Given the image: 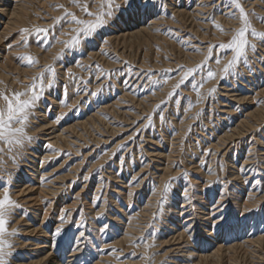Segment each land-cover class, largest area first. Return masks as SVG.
Segmentation results:
<instances>
[{
	"label": "rangeland",
	"instance_id": "obj_1",
	"mask_svg": "<svg viewBox=\"0 0 264 264\" xmlns=\"http://www.w3.org/2000/svg\"><path fill=\"white\" fill-rule=\"evenodd\" d=\"M97 1L96 4L89 3L90 10H96L99 0ZM164 1L157 0V3L166 4L165 13L164 9L160 10L159 17L162 19L163 16L162 20H154L159 22L152 24L154 22L152 18L157 17H143L139 22L140 26L149 25V27H152L150 32L154 35L157 34L158 40L151 38L146 41H142L141 38L124 41L122 38L115 39L114 37L119 35L118 33L122 34L121 31L124 26L122 24L125 21L136 19L132 18L136 16L132 12L121 11L116 13V19L96 37L95 42L85 47L82 58L67 55L62 62L55 65L59 80L57 85L46 94L35 109L28 134L35 136L37 141L36 144L33 141L25 146L23 149L24 155L22 154L24 158H18V163L17 160L13 162L12 156L14 153L7 151V144H0V147L4 149L0 154L3 153L5 155H2L4 158L0 155V161L2 162H0V166L6 170L0 167V176L6 177L8 172L13 173L12 171H15L16 165L20 168L21 171L18 173L21 174V177L16 173L18 175V183H13L12 192L13 198L26 210V215H21L17 211L13 217L14 222L11 226L19 228L20 231L19 236L14 240L16 248L11 264H28L37 255L39 257L47 254L45 252L51 248V253L53 252V254L49 255L46 264H53L52 257L56 259L61 257V264H145L144 260L133 258L129 255L136 253V256L139 257L144 253V248L139 246V244L143 243L140 240L141 237H145V240L149 243H155V247L149 250L150 256L152 253H158L152 257V264H264V191H262L264 190V121L255 122L252 130L250 129L247 132L243 130V135L239 134V136H233L230 139L226 135V133L232 134L234 127L238 126L247 111L253 110L257 106L264 108V102L257 103V99L264 101V94H257L259 92L258 88L254 90L253 87L244 86L248 83L249 76L252 74V66L256 67V62L260 63L264 60V52L262 54L264 43L257 40L252 41L255 44L257 43V50L255 53L251 50L248 51L251 65L240 64V68L238 67L237 69V75L205 83L204 88L200 89L201 94L204 95L202 102L196 103L197 95L191 85L198 83L201 76L204 75L203 73L198 74L194 80H190L182 86L178 90L179 95L174 96L172 100H168V93L172 91L173 85L179 78L177 66L194 67L195 64L203 59L200 53L192 51L190 46L178 43L177 39L181 37L184 41H188L189 37H192L193 39L190 43L199 45L201 50L205 48L204 51H206V47L210 42L211 44L227 42L232 31L239 26V22L226 15L229 9L221 0H216L217 5H219L218 9L201 6L205 3L209 4L211 0H166L168 4ZM181 1L183 2L181 3ZM253 1L246 0L244 7L246 10L254 11L257 16L263 17L264 3L261 0ZM36 2L37 5L35 4ZM117 2L121 5L123 4V0H117ZM256 2L258 3L255 5ZM58 4L64 5L65 8L74 12L78 17L86 18L79 8L71 4V0L33 1V6H30V17L27 18L23 26L17 27L7 37L8 44L6 43L4 48V51L8 50V52L12 51H9V45H11V48H16L13 56L14 64L18 68H26L25 70L28 72L21 75L16 73L15 70L11 71L13 73L10 77L11 81L15 79V82L22 83L11 85L9 90H24V85L30 83L31 78L43 66L52 63L53 57L60 51L62 45L58 43L48 48L47 51L44 50L48 43L51 42V35L48 41H44L42 37L35 34L32 35L29 38V47L26 50H23L25 48L17 44V41L20 40V38H17L20 35V29L32 28L33 26L45 27L53 23L54 17L61 16L63 9L53 7V5ZM37 8L38 10H36ZM176 9H184L187 12L183 16L178 15ZM256 9H259L260 13ZM209 13L213 14L215 19L217 18L216 21L224 29L223 32L214 28L210 22H205V18ZM168 14H171V16L176 15L174 16L175 19L169 18ZM221 15L224 16L221 17ZM185 17H189V19H185ZM144 18L146 19L143 20ZM169 20L172 22L170 21V23ZM255 20L257 19L252 17V21ZM257 21L259 25L263 24L262 26L264 27V23ZM173 22L177 24L174 25ZM231 23H234L235 28ZM155 25L159 26V31H157L158 28L154 27ZM1 27L2 24L0 25ZM72 27H75V25L65 24L63 31L69 32ZM193 28H197L195 29L196 32ZM165 29H172L173 34L171 36L164 35L162 32ZM256 30L258 31V28ZM60 31L59 26H57L52 35L58 36L61 40L67 39L68 36H61ZM198 32L200 33L197 34ZM212 33H215V35ZM202 34L205 35V38L202 37ZM102 38L108 39L107 44H101ZM163 38H166L165 43H163ZM172 40L173 42H171ZM99 48H103L104 52L111 56L119 57V63L114 62L110 55L102 54ZM186 51L189 53H185ZM24 52L35 56L39 61L38 65L35 67L24 66L23 61L17 58L18 54ZM215 53L220 54V50L216 48ZM190 54L192 55L190 56ZM230 54L228 52L227 55H221V59L226 62V58L229 59ZM224 56L226 58H222ZM77 60L83 65H99L100 68L108 72L113 69H122L123 71L114 79L109 80L107 77H101V79L97 80L96 76L98 73L95 69L86 70L77 67ZM166 61L167 64L164 63ZM252 61L255 62L253 63ZM124 62H127V64ZM212 63L214 64L212 66L217 67L214 63V58L210 61V67H212ZM139 66L141 69L138 68ZM248 66L250 67L248 68ZM262 66H264V62ZM215 67L212 68L215 69ZM169 68L174 71L172 73L161 71ZM148 69H152L156 73L157 78L170 77L168 83L164 84L163 87L145 86L147 85ZM68 71L74 73L76 77L88 81L87 85L81 83L80 80H71L67 75ZM138 73L139 75H137ZM124 81H128V83L125 84ZM0 82H2L1 79ZM223 85H226V87ZM65 86L67 88V103L80 105L79 107H75L72 110L63 107L62 96L64 95ZM101 86L103 90L97 96L90 94ZM77 87L84 88L85 91L76 94ZM212 87H216L218 90L209 98L206 93ZM246 90L248 95L245 94ZM86 92L88 93L87 95L85 94ZM221 93L222 95H220ZM233 95L247 97L252 104L250 102L247 103L243 99L238 101L240 103L237 105L238 102L233 99ZM177 99L180 100L178 106L174 103ZM189 99L195 105L191 109H188ZM161 101H168L163 106L165 109V122L161 123L157 113L154 118V127L139 131V134H137V125L145 123L144 117L152 114ZM223 105H226V107ZM236 106L240 107L237 109ZM223 107L226 109L224 110ZM242 109L244 111L241 112L240 110ZM59 112L67 113V115L59 123H55L54 121L57 115L60 114ZM198 112L202 113L199 117L196 115ZM40 115H44V118ZM229 117L230 120L228 121ZM85 120L86 122H84ZM48 122H52L53 125L50 124L44 128L39 127V124H47ZM178 123L180 124L178 125ZM229 126L231 129L228 128ZM229 129L232 131H229ZM60 133L64 137L66 135V141L68 140L67 142L69 143L64 141L65 139ZM48 134H50V137ZM37 135L38 137H36ZM130 136L132 139H129ZM257 137L260 138L258 139ZM45 138H51L53 141L57 138L58 142L63 144L59 146L51 139L45 140ZM48 141H51V144ZM120 143L126 146L116 151V145ZM48 144L51 145V148L48 147ZM114 151L115 155H112ZM209 152L212 154L209 155ZM47 155L50 156L48 157ZM31 157L34 160L36 159L39 165L41 164V168L39 167L40 169L32 175L29 174L31 173L30 171L28 172L29 168H31L28 164L32 162ZM3 159L6 160L3 161ZM22 160L25 162L24 164H20V162L23 163ZM201 162H204L206 167H201ZM175 163H179L180 167H174ZM100 165H104V167L97 172L96 169ZM220 165H223V168ZM207 168H211L220 178V183H214L211 188H206V182L209 179L215 180V177L208 174ZM185 170L191 174L189 180L186 181L183 178H179L173 183L172 191L168 195L167 202L163 208V215L161 216L159 214L158 201L161 199L164 183L169 177H180V174ZM89 174H91L90 179L84 181L83 176ZM22 175L26 177H22ZM31 176L32 182L37 180L35 187H40V190L37 188L32 191L28 190L26 185L32 183L30 181ZM37 177L40 178L36 179ZM136 177H143L139 182V186H136ZM57 178H59V181ZM47 181L50 183V188ZM153 181L155 182V192L153 191ZM189 181L195 187V191L190 193L193 197L191 204L188 201L185 202V197L182 194V190ZM21 184L23 187H21ZM224 184L228 185L227 189ZM129 193H132V195H129ZM225 193L226 195H224ZM213 201L218 203L222 201L224 205L222 216L220 213H216V217H213ZM246 209H249V211H246ZM39 210L43 211L42 213L44 214L41 213V216L33 218L32 215L38 213ZM65 211L68 213L67 219L70 223L63 225L64 234L56 236V229L61 227L59 217ZM154 214L156 215L155 221H153ZM81 216H83L84 220L83 225L80 223ZM41 217H45V219ZM174 219L177 221L181 220L177 223L179 226L174 225ZM153 223L154 228H149L148 225ZM104 224H108L111 227L102 232L100 228ZM186 226L191 230V236L194 239H190V233L186 230ZM232 226L233 228H231ZM39 227H43L46 231L47 240L38 237L40 235L38 231L35 232L37 236L32 235L30 232L34 228L39 230ZM80 232L85 234L84 237H80ZM150 232L154 233V236H146ZM51 236H55L58 239L54 247H50L52 242L48 241ZM34 238L38 241L40 239L42 241L46 240L45 247L37 248L36 251L28 250L34 247L33 245H27L31 244ZM205 238H209V240H205ZM133 240L139 242L137 247L132 246ZM112 249L117 251H112ZM218 249L219 251L215 256H209L205 259L204 255L213 254ZM118 257L120 258L118 259Z\"/></svg>",
	"mask_w": 264,
	"mask_h": 264
},
{
	"label": "snow or ice",
	"instance_id": "obj_2",
	"mask_svg": "<svg viewBox=\"0 0 264 264\" xmlns=\"http://www.w3.org/2000/svg\"><path fill=\"white\" fill-rule=\"evenodd\" d=\"M221 2L229 9L226 15L234 20L239 22V26L232 31L230 39L227 42H219L218 44L207 45L206 51H202L201 47L196 44H191L190 41L193 39L189 37L188 41H184L182 38H178L177 42L185 46H190L192 51L200 53L203 56L201 62L195 64L194 67H186L184 65H178V75L179 78L177 82L173 85L172 91L168 93V100H172L174 96L179 95V91L182 86H184L190 80H194L198 74L203 73L201 79L198 83H193L191 85L192 89L196 92L197 101L200 103L204 99V95L201 94L200 89L204 88L205 83L211 80H223L237 75V69L241 63L244 65L249 64L248 51L251 50L253 53L256 52L257 46L253 43V40L260 41L264 43V31H257L253 26L252 17H255L261 23H264V17L257 16L254 11L246 10L244 3L246 0H221ZM264 3V0H261ZM89 3L96 4L97 0H71V4L80 9L83 13V16L86 18L78 17L74 12L65 8L64 5L58 4L53 5L55 8L63 9V14L53 18V23L45 27L33 26L32 28H22L20 29V40L17 41L18 46L27 49L29 47V38L32 35H37L42 37L44 41L49 40L51 35V42L48 43L45 51L48 48L54 46V44H61L62 47L60 51L53 57V62L43 66V68L37 72L30 80V83L24 85V90H9L8 88H0V142H3L8 145L7 151L9 153H14L12 156L13 162H15L23 154V149L26 145L31 144L36 138L28 134V129L31 127V119L34 117L35 109L37 108L39 102L50 92L58 83L59 76L56 70V64L62 62V60L67 55H72L73 57H81L84 54V49L87 46L92 45L95 42L96 37L103 32L109 24L116 19V13L121 11H130L136 16H143L146 18L159 17L160 10H166V4L157 3V0H123V4L117 2V0H99V3L95 11L90 10ZM202 7H212L217 8L216 0H211L209 4H202ZM169 18L175 19L174 16L168 14ZM205 22H210L214 28L224 31L222 26L216 21L215 16L211 13L205 18ZM65 24L75 25L72 27L69 32L63 31V26ZM57 26L60 28L61 36H68L67 39H59L58 36L52 35V33L57 29ZM159 31V29H158ZM164 35L171 36L173 34L172 29H165L163 32ZM251 38V39H250ZM22 42V43H21ZM101 44H107L106 39H101ZM11 47V45H9ZM218 48L220 54H216L214 57V50ZM102 54L108 53L104 52L103 48H99ZM230 52L231 57L226 60L221 59V55ZM114 62L119 63V57L111 56ZM214 58L216 68L213 69L209 66L210 61ZM18 59L23 61L24 66L35 67L38 65L39 61L37 58L27 52L18 54ZM127 64V62H124ZM76 66L84 69L94 68L98 73L96 79L99 80L101 77H107L109 80L114 79L119 75L123 70L122 69H113L111 72H108L99 67V65H83L76 61ZM144 71V70H141ZM166 73H172L174 70L169 68L166 70H161ZM68 77L73 80H80L81 83L87 85L88 81L78 78L74 73L68 71ZM139 75V73L137 74ZM170 77L164 76L157 78L156 73L152 69L147 70V85L163 87L164 84L168 83ZM125 84L128 81H124ZM103 87H98L95 91L91 92L92 96H97ZM85 91L84 88L77 87L76 94ZM217 91L216 87H212L207 90V97H212ZM88 94L87 92L85 93ZM67 88L65 86L64 95L62 96L63 107L69 108L70 110L80 105H70L66 100ZM188 99V98H186ZM168 101H161L159 105L153 110V113L144 117L146 120L145 123H140L137 125V134L139 131L154 127V118L156 114H159V119L163 124L165 122L164 116V105ZM264 101L257 100V103H262ZM174 103L178 106L180 100L177 99ZM195 105L190 101L188 103V109H191ZM237 109L239 106H236ZM202 113H197L199 117ZM67 113H60L55 119V123H59ZM129 139H132L130 136ZM126 145L123 143L116 145V151L123 149ZM51 148V145L48 146ZM4 149L0 148V152H3ZM55 151V149H53ZM209 155L212 153L209 152ZM70 155V154H69ZM115 155V151L112 153ZM104 165H100L96 171L99 172L102 170ZM174 167L179 168L180 164L175 163ZM201 167H206L204 162H201ZM223 168V165H220ZM208 174L212 177H215V180L209 179L206 182V188H211L214 183H220L219 176L211 169H206ZM243 171V169H242ZM90 175L83 176V180L87 181L90 179ZM190 173L186 170L180 174V177H169L168 180L164 183L163 189L161 192V199L158 201L159 214L163 215V208L167 202L169 193H171L173 188V183L179 179L183 178L184 180H189ZM143 177H136V186H139L140 180ZM14 183V177L11 173H8L7 176H0V264H11V260L14 255L16 245L14 243L15 238L19 236V228L12 227L13 217L16 212L19 211L21 215H26V210L23 209L22 205L13 198L12 185ZM153 191L155 192V182L153 181ZM224 187L227 189L228 185L224 184ZM195 191V187L190 183L186 184L182 190V194L189 204L192 203L193 197L190 195L191 192ZM264 191V190H262ZM219 194V193H218ZM132 195V193H129ZM226 195V193L224 194ZM213 217H216V213L223 215L222 209L224 207L222 201L216 202L213 201ZM249 211V209H246ZM68 213L62 212L59 219L61 222V227L56 229L55 235L61 236L65 233L63 225L69 224L67 219ZM99 218V214H98ZM156 215H153V221H155ZM81 225H83L84 220L81 216ZM111 226L104 224L101 226L100 231H106ZM149 228H154V223L148 225ZM186 230L190 233V239H194L191 236V230L186 226ZM80 237H84V233H79ZM146 236H154V233H147ZM143 241L142 246L144 248V253L139 257L136 256V253H131L133 258H138L145 261V264H152V257L158 253H152L149 255V250L155 247V243H149L145 240V237L140 238ZM138 241L133 240L132 246L137 247ZM112 251H117L112 249ZM120 257H118L119 259Z\"/></svg>",
	"mask_w": 264,
	"mask_h": 264
},
{
	"label": "bare ground",
	"instance_id": "obj_3",
	"mask_svg": "<svg viewBox=\"0 0 264 264\" xmlns=\"http://www.w3.org/2000/svg\"><path fill=\"white\" fill-rule=\"evenodd\" d=\"M32 1V2H31ZM33 1L35 2V0H14V1H12L11 2V0H0V23L2 24V27L0 28V79H1V81L2 82H0V87L1 88H8V89H10L11 88V85H17V84H19L20 82H15V79H13L12 81H11V76H12V72L11 71H16V73H18V74H21V75H23L24 73H28L24 68L22 69L21 67H17V66H15V64H14V59H13V56H14V53H15V49L16 48H14V47H9V51L10 50H12V51H10V52H8V50H5L4 51V48L6 47L5 45H6V43L8 44V40H7V37L17 28V27H19V26H23L25 23H26V21H27V18H29L30 17V6H33ZM159 1V0H158ZM170 1V0H169ZM202 1V0H201ZM255 1V0H254ZM253 1V2H254ZM260 1V0H259ZM38 2V1H37ZM37 2L35 3L36 5H37ZM98 2V1H97ZM164 2H166L167 3V1L165 0ZM183 1H181V3H182ZM196 2V1H195ZM162 3V2H161ZM177 3V2H176ZM198 3V2H197ZM203 3V2H202ZM205 3V2H204ZM258 2H256L255 3V5L257 4ZM30 4H32V5H30ZM39 4V3H38ZM168 4V3H167ZM178 4V3H177ZM206 4V3H205ZM219 4V3H218ZM221 4V3H220ZM253 4V3H252ZM251 4V5H252ZM261 4V3H260ZM41 5V4H40ZM186 5V4H185ZM221 6V5H220ZM253 6V5H252ZM252 6H251V8H252ZM262 6V5H261ZM34 7H36V6H34ZM173 7V6H172ZM171 7V8H172ZM175 7V6H174ZM177 7V6H176ZM187 7V6H186ZM191 7V6H190ZM201 7V6H200ZM264 7V6H263ZM40 8V7H39ZM180 8V7H179ZM197 8V7H196ZM202 8V7H201ZM257 8H258V5H257ZM261 8V7H260ZM218 9V8H217ZM250 9V8H249ZM253 9H254V7H253ZM252 9V10H253ZM263 9V8H262ZM262 9H261V11H262ZM35 10V9H34ZM36 10H38V8L36 9ZM51 10V9H50ZM172 10H173V8H172ZM216 10V9H215ZM255 10V9H254ZM165 9H164V13H165ZM168 11V10H167ZM175 11V10H174ZM173 11V12H174ZM194 11H196L195 9H194ZM251 11V10H250ZM256 11L258 12V13H260V10L258 9H256ZM172 12V11H171ZM186 12H187V10L185 11L184 9L182 10V9H176V13L178 14V15H182L183 16V14H186ZM197 12V11H196ZM33 13H35L34 11H33ZM162 13V12H161ZM32 14V13H31ZM175 14V13H174ZM215 14H216V12H215ZM219 14V13H218ZM217 14V15H218ZM127 15H130V14H127ZM188 15V14H187ZM197 15V14H196ZM257 15V14H256ZM262 15V14H261ZM168 16V15H167ZM174 16H176V15H174ZM224 16V15H223ZM222 15H221V17H223ZM259 16V15H258ZM263 16V15H262ZM131 17V16H130ZM264 17V16H263ZM132 18H136V19H130L129 21H125V23H123L122 25H124L123 26V29H122V31H121V33L122 34H120V33H118L119 35H117V36H115L114 38L115 39H120V38H122L123 39V41L124 40H131V39H139V38H141V40L142 41H146L148 38H151V39H155V40H158V35L156 36V35H154V34H152L150 31H151V28L152 27H149V25L148 26H140L141 24L139 23L141 20H142V18H143V16H135V17H132ZM168 18V17H167ZM184 18V17H183ZM188 19H189V17H187ZM186 17H185V19H187ZM202 18V17H201ZM146 18H144L143 20H145ZM158 19H160V20H162L163 19V16H162V19L159 17H157V18H152V20L154 21V20H158ZM217 19V18H216ZM254 19V18H253ZM29 20V19H28ZM148 20V19H147ZM167 20V19H166ZM178 20V19H177ZM219 20H221V19H219ZM171 20H169V22H170ZM186 21V20H185ZM192 21V20H191ZM197 21V20H196ZM223 21H225V20H223ZM229 21H231L230 19H229ZM257 20H255V21H253V26L257 29L258 28V31H260V30H264V27L260 24H258V21L256 22ZM147 22V21H146ZM159 22V21H158ZM158 22H152V24H157ZM168 22V21H167ZM172 22V21H171ZM170 22V23H171ZM199 22V21H198ZM226 22H227V20H226ZM232 22V21H231ZM163 23V22H162ZM161 23V24H162ZM174 23V22H173ZM172 23V24H173ZM179 23V22H178ZM190 23V22H189ZM202 23V22H201ZM223 23V22H222ZM235 23V22H234ZM234 23L232 24V25H234ZM260 23V22H259ZM0 24V25H1ZM149 24V23H148ZM150 24H151V21H150ZM166 24V23H165ZM177 24V23H176ZM175 23H174V25H176ZM188 24V23H187ZM194 24V23H193ZM227 24V23H226ZM230 24V23H229ZM160 25V24H159ZM167 25V24H166ZM170 25V24H169ZM203 25V24H202ZM228 25V24H227ZM229 26V25H228ZM154 27H156V29L158 28L159 29V26L157 27L156 25L154 26ZM168 27V26H167ZM174 27V26H173ZM210 27V26H209ZM230 27H232V26H230ZM236 27H237V25H236ZM166 28V27H165ZM170 28V27H169ZM177 28V27H176ZM205 28V27H204ZM211 28V27H210ZM229 28V27H228ZM234 28H235V25H234ZM163 29V28H162ZM191 29V28H190ZM194 30L195 29H197V28H193ZM260 29V30H259ZM111 30H112V28H111ZM118 30V29H117ZM160 30V29H159ZM113 31V30H112ZM114 31H116V30H114ZM158 31V30H157ZM198 31V30H197ZM203 31V30H202ZM164 32V31H163ZM162 32V33H163ZM195 32H196V30H195ZM212 32H213V30H212ZM15 33V32H14ZM113 33V32H112ZM154 33H156V32H154ZM200 32H198L197 34H199ZM208 33V32H207ZM216 33V32H215ZM215 33L213 34V35H215ZM114 34V33H113ZM159 34V33H158ZM161 34V33H160ZM218 34H220V33H218ZM116 35V34H115ZM212 35V36H213ZM17 36V35H16ZM15 36V37H16ZM20 35H18V37L17 38H20L19 37ZM114 36V35H113ZM160 36V35H159ZM162 36V35H161ZM168 36V35H167ZM201 36V35H200ZM205 35L204 34H202V37L203 38H205L204 37ZM209 36V35H208ZM207 36V37H208ZM231 36V35H230ZM108 37V36H107ZM199 37V36H198ZM215 37V36H214ZM221 37V36H220ZM106 38V37H105ZM109 38V37H108ZM111 38V37H110ZM114 38H112V39H114ZM181 38V37H180ZM200 38V37H199ZM202 38V39H203ZM211 38V37H210ZM216 38V37H215ZM219 38V37H218ZM217 38V39H218ZM164 39V38H163ZM166 39V38H165ZM165 39H164V42L163 43H165ZM212 39V38H211ZM222 39V38H221ZM108 40V39H107ZM208 40H209V38H208ZM220 40V39H219ZM111 41H113V40H111ZM162 41V40H161ZM210 41V40H209ZM221 41V40H220ZM255 41V40H254ZM139 42V41H138ZM171 42H173V40L171 41ZM11 43V42H10ZM148 43H150V42H148ZM155 43V42H154ZM153 43V44H154ZM211 43V42H210ZM143 44V43H142ZM158 44V43H157ZM257 44V43H256ZM261 44V43H260ZM201 45V44H200ZM159 46V45H158ZM165 46V45H164ZM154 47H155V45H154ZM20 48V47H19ZM57 48V47H56ZM158 48H160V47H158ZM207 48V47H206ZM58 49V48H57ZM163 49V48H162ZM171 49V48H170ZM203 49V48H202ZM23 50H26V49H23ZM53 50H54V48H53ZM156 50V49H155ZM165 50V49H164ZM204 50H205V48H204ZM204 50H202V51H204ZM261 50V49H260ZM21 51H22V49H21ZM57 51V50H56ZM6 52H8V53H6ZM53 52V51H52ZM263 52H264V49H262V54H263ZM55 53V52H54ZM145 53V52H144ZM185 53H187V51L185 52ZM189 53V52H188ZM187 53V54H188ZM191 53H192V51H191ZM214 53H215V50H214ZM187 54H186V56H187ZM216 54V53H215ZM228 53H226V55H227ZM100 55V54H99ZM169 55V54H168ZM192 54H190V56H191ZM194 55V54H193ZM201 56V55H200ZM252 56V55H251ZM50 57H52V56H50ZM170 57V56H169ZM198 57V56H197ZM202 57V56H201ZM200 57V58H201ZM228 57V56H227ZM230 57H231V54H230ZM253 57V56H252ZM252 57H251V59H252ZM18 58V57H17ZM16 58V59H17ZM189 58H191V57H189ZM222 58H226L225 56L224 57H222ZM195 59V58H194ZM193 59V60H194ZM196 59H198V58H196ZM263 59H264V55H263ZM262 59V60H263ZM140 60V59H139ZM226 60H227V58H226ZM192 61V60H191ZM225 61V60H224ZM189 62H190V60H189ZM253 62V61H252ZM255 62V61H254ZM253 62V63H254ZM263 62H264V60H263ZM263 62H260V63H262V64H260L259 62H256V67L253 65L252 66V74L249 76V81H248V83H246L244 86H250V87H253L254 88V90H257V88H258V90H259V92H257V94L258 93H260V94H264V66H262L263 65ZM164 63H166L167 64V61L166 62H164ZM215 63V62H214ZM44 64V63H43ZM242 64V63H241ZM250 64V63H249ZM210 65V64H209ZM212 65H214L213 63L211 64V66ZM251 65V64H250ZM22 66V65H21ZM212 67H215V66H212ZM245 67V66H244ZM250 66H248V68H249ZM21 68V69H20ZM138 68H140L141 69V67L139 66ZM216 68V67H215ZM240 68V67H239ZM247 68V69H248ZM243 69V68H242ZM36 70V69H35ZM241 70V69H240ZM244 71V70H243ZM249 71V70H248ZM245 72V71H244ZM16 73H15V75H16ZM141 73V72H140ZM17 74V75H18ZM241 74V73H240ZM247 74V73H246ZM19 77V76H18ZM22 77V76H21ZM237 77V76H236ZM240 77H242V76H240ZM20 78V77H19ZM24 78V77H23ZM26 78V77H25ZM236 79H238V78H236ZM244 79V78H243ZM246 79V78H245ZM228 81H229V79H228ZM246 81V80H245ZM221 82V81H220ZM233 82V81H232ZM231 82V83H232ZM243 82V81H242ZM22 83V82H21ZM20 83V84H21ZM235 83V82H234ZM237 83V82H236ZM245 83V82H244ZM263 83V84H262ZM229 84V83H228ZM233 84V83H232ZM7 85V86H6ZM243 85H241V86H243ZM224 86V85H223ZM222 86V87H223ZM229 86V85H228ZM239 86H240V84H239ZM243 86V87H244ZM221 87V88H222ZM224 87H226V85L224 86ZM262 87V88H261ZM17 88V87H16ZM22 89V88H21ZM229 89V88H228ZM218 90V89H217ZM243 90V89H242ZM220 91V90H219ZM239 91H240V89H239ZM239 93H241V92H239ZM244 94V93H243ZM245 94H247L248 95V92H247V90H246V92H245ZM253 94V93H252ZM220 95H222V93L220 94ZM232 95V94H231ZM236 95H238V94H236ZM242 95V94H241ZM240 95V96H241ZM256 95V94H255ZM244 96H246V95H244ZM250 96V95H249ZM260 96V95H259ZM150 97V96H149ZM153 97V96H152ZM221 98H222V96H220ZM233 97V99H235L237 102L238 101H241V100H245L247 103L248 102H250V100L249 99H247V97H239V96H235V95H233L232 96ZM257 97V96H256ZM261 97V96H260ZM262 98V97H261ZM77 99V98H76ZM75 99V100H76ZM225 99V98H224ZM257 99V98H256ZM255 99V100H256ZM221 100V99H220ZM227 100V99H226ZM254 100V99H253ZM258 100V99H257ZM233 101V100H232ZM220 102V101H219ZM225 103H226V101H224ZM229 102V101H228ZM245 102V103H246ZM151 103V102H150ZM239 103L240 102H238V104L237 105H239ZM251 104H252V102H250ZM249 103V104H250ZM234 104H235V102H234ZM233 104V105H234ZM260 104V103H259ZM232 105V104H231ZM224 106V105H223ZM263 106V105H262ZM61 107V106H60ZM153 107V106H152ZM224 107H226V105L224 106ZM223 107V108H224ZM229 107H231V106H229ZM240 107V106H239ZM63 108V107H62ZM65 108V107H64ZM232 108V107H231ZM226 108H224V110H225ZM228 109H230V108H228ZM227 109V110H228ZM246 109H248V108H246ZM111 110V109H110ZM224 110H223V112H224ZM139 111V110H138ZM221 111H222V109H221ZM239 111V110H238ZM241 112L242 111H244L243 109L242 110H240ZM47 112V111H46ZM60 113V112H59ZM62 113V112H61ZM220 113H222V112H220ZM228 113H229V111H228ZM224 114V113H223ZM222 114V115H223ZM231 114V113H230ZM234 115H235V113H233ZM98 115V114H97ZM40 116H42V118H44V115H40ZM94 116V115H93ZM213 116V115H212ZM226 116H227V113H226ZM229 116H231V115H229ZM233 116V115H232ZM239 116V115H238ZM46 118V117H45ZM93 118V117H92ZM100 118V117H99ZM234 118V117H233ZM232 118V119H233ZM221 119H222V117H221ZM227 119V118H226ZM235 119V118H234ZM240 119V118H239ZM242 119V118H241ZM89 120V119H88ZM100 120V119H99ZM128 120V119H127ZM224 120V119H223ZM230 120V117H229V119H228V121ZM259 120H263L264 121V108H261L260 106H257V107H254V109L253 110H250V111H247L245 114H244V117H243V119L242 120H240V122H239V124H238V126H236V128L234 127V129H233V131L232 130H230L231 128H230V126L228 127V128H230L229 129V131H232V134L230 133V134H227L226 133V135H227V138L228 139H230V138H232L233 136H239V134L240 135H243V130L245 131V132H247L248 130H252L253 128H254V123L255 122H258ZM221 121V120H220ZM234 121V120H233ZM84 122H86V120L84 121ZM89 122V121H88ZM94 122V121H93ZM92 122V123H93ZM179 122H181V121H179ZM237 122H238V120H237ZM261 122V121H260ZM42 123V122H41ZM95 123V122H94ZM93 123V124H94ZM174 123V122H173ZM176 123V122H175ZM223 123V122H222ZM236 123V122H235ZM39 124V123H38ZM53 125V123L52 122H48L47 124H39L40 126L39 127H42V128H44V127H47V126H49V125ZM55 124V123H54ZM85 124V123H84ZM180 123H178V125H179ZM182 124V123H181ZM218 124H220V123H218ZM224 124V123H223ZM233 124V123H232ZM81 125H82V122H81ZM176 125V124H175ZM228 125H230V124H228ZM38 126V125H37ZM84 126V125H83ZM95 126V125H94ZM234 126V125H233ZM260 126V125H259ZM55 127V126H54ZM111 127V126H110ZM224 127V126H223ZM36 128V127H35ZM38 128V127H37ZM214 128H215V126H214ZM227 128V127H226ZM33 129V128H32ZM47 129V128H46ZM48 129H49V127H48ZM52 129V128H51ZM67 129V128H66ZM215 129H217V127L215 128ZM246 129V130H245ZM44 130V129H43ZM35 131V130H34ZM38 131V130H37ZM36 131V132H37ZM223 131V130H222ZM31 132V131H30ZM33 132V131H32ZM35 132V133H36ZM252 132V131H251ZM34 133V134H35ZM39 133V132H38ZM224 133V132H223ZM61 134V133H60ZM59 134V135H60ZM225 134V133H224ZM259 134V133H258ZM49 135V137H50V134H48ZM263 135V134H262ZM57 136V135H56ZM55 136V137H56ZM61 136H62V134H61ZM225 136V135H224ZM255 136H257V135H255ZM35 137V136H34ZM36 137H38V135L36 136ZM54 137V138H55ZM58 137V136H57ZM62 137H64V136H62ZM65 137H66V135H65ZM64 137V141L66 142V143H69V142H67L66 141V139L67 138H65ZM243 137V136H242ZM258 139L260 138V137H257ZM44 139V138H43ZM46 139H51V138H45V140ZM61 140H62V138H60ZM224 139H226V138H224ZM227 139V140H228ZM52 141H53V139H51ZM212 140V139H211ZM257 140V139H256ZM36 139L34 140V144H36ZM221 141H222V139H221ZM225 141V140H224ZM49 143L51 142V141H48ZM55 144H58L59 146L60 145H62V144H60L59 142H58V139L56 138V139H54V141H53ZM63 142V141H62ZM65 142H64V144H65ZM210 143H211V141H209ZM226 142V141H225ZM3 144V142H0V144ZM213 143V142H212ZM219 143V142H218ZM51 144V143H50ZM49 145V144H48ZM71 145V144H70ZM219 145V144H218ZM2 146V145H1ZM6 146V145H5ZM34 146V145H33ZM68 146H69V144H68ZM32 147V146H31ZM66 147H67V144H66ZM214 147H216V146H214ZM1 148V147H0ZM7 148V147H6ZM62 148V147H61ZM217 148V147H216ZM8 149V148H7ZM27 149V148H26ZM56 149V148H55ZM5 151H6V149H5ZM25 152V151H24ZM26 152H27V150H26ZM5 153V152H4ZM28 153H29V150H28ZM34 153H36V152H34ZM57 153V152H56ZM230 153H231V151H230ZM234 153V152H233ZM8 154V153H7ZM26 154V153H25ZM45 154H47V153H45ZM50 154V153H49ZM1 156L3 155V153H1L0 154ZM24 155V154H23ZM29 155H30V153H29ZM32 155V154H31ZM234 155V154H233ZM0 156V157H1ZM3 156H5V155H3ZM2 156V157H3ZM48 156V155H47ZM50 156V155H49ZM48 156V157H49ZM169 156V155H168ZM231 155H229V157H230ZM21 157H23V156H21ZM4 158V157H3ZM6 159H7V157H5ZM20 158V157H19ZM24 158V157H23ZM28 158V157H27ZM32 158V162L31 163H28L30 166L29 167H31V168H29V170H28V172L30 171L31 173H29L30 175H32V174H35L37 171H38V169H40L41 167V164L39 165L38 164V162L36 161V159L34 160V158L33 157H31ZM30 158V159H31ZM39 158V157H38ZM231 158H232V156H231ZM6 159H3V161L4 160H6ZM30 159H29V161H30ZM46 159V158H45ZM168 159H169V157H168ZM244 159H247V158H244ZM27 162H28V160L27 159H25ZM47 160V159H46ZM8 161V160H7ZM19 161H21V160H19ZM248 161V160H247ZM1 162V161H0ZM10 162V161H9ZM8 162V163H9ZM11 162H12V160H11ZM16 162V161H15ZM22 162H23V160H22ZM44 162V161H43ZM245 162V161H244ZM243 162V163H244ZM2 163V162H1ZM0 163V164H1ZM5 163H6V161H5ZM17 163H18V160H17ZM25 162H23V163H21L20 162V164H24ZM247 163V162H246ZM233 164V163H232ZM14 165V164H13ZM28 166V165H27ZM74 166H75V164H74ZM1 167V166H0ZM4 167V166H3ZM6 167H7V165H6ZM40 167V168H39ZM168 167V166H167ZM2 168V167H1ZM8 168V167H7ZM72 168V167H71ZM70 168V169H71ZM166 168V167H165ZM169 168V167H168ZM2 169H4L5 170V168H2ZM24 170V169H23ZM26 170V169H25ZM74 170V169H73ZM166 170V169H165ZM164 170V171H165ZM252 170V169H251ZM1 171V170H0ZM3 171V170H2ZM6 171V170H5ZM19 171H21L20 170V168L19 167H17V165H16V167H15V171H12L13 173H11L12 175H13V177H14V182H17L18 183V179H17V176L18 175H16V173H18ZM27 171V170H26ZM25 171V172H26ZM73 172V171H72ZM161 172V171H160ZM166 172H167V170H166ZM176 172V171H175ZM174 172V173H175ZM238 172V171H237ZM1 173V172H0ZM3 173V172H2ZM9 173V172H8ZM19 174V173H18ZM1 175V174H0ZM4 175V174H3ZM20 175V177H21V174H19ZM42 175V174H41ZM40 175V176H41ZM68 175V174H67ZM163 175H165V173H163ZM233 175V174H232ZM234 176V175H233ZM22 177H26V176H23L22 175ZM66 177V176H65ZM68 177V176H67ZM235 177H237V176H235ZM28 178V177H27ZM40 177H37L36 179H39ZM44 178V177H43ZM21 179V178H20ZM19 179V180H20ZM31 179H32V176H31V178H30V181H31ZM35 179V180H36ZM58 179V181H59V178H57ZM56 179V180H57ZM46 180V179H45ZM45 180H43V181H45ZM62 180V179H61ZM257 180V179H256ZM254 181V180H253ZM26 182V181H25ZM28 182V181H27ZM32 182V181H31ZM36 182H37V180H36ZM36 182H32V183H30L29 185H26V186H28L27 188H28V190L29 191H32V190H34L35 188H37V189H39L40 190V187H35L36 186ZM41 182V181H40ZM48 182V181H47ZM53 182V181H52ZM56 182V181H55ZM67 182V181H66ZM24 183V182H23ZM49 183V182H48ZM59 183V182H58ZM255 183V182H254ZM26 184V183H25ZM52 184V183H51ZM55 184V183H54ZM65 184V183H64ZM242 184V183H241ZM245 184V183H244ZM42 185H45V184H42ZM41 186V185H40ZM47 186H48V184H47ZM53 186V185H52ZM55 186V185H54ZM17 187V186H16ZM19 187V186H18ZM21 187H23L22 186V184H21ZM44 187V186H43ZM43 187H41V188H43ZM46 187V186H45ZM49 188H50V183H49V186H48ZM60 187H61V185H60ZM15 188V187H14ZM13 188V189H14ZM26 188V187H25ZM27 188H26V190H27ZM22 189V188H21ZM53 189V188H52ZM59 189V188H58ZM25 190V189H24ZM48 190V189H47ZM23 191V190H22ZM21 191V192H22ZM43 191V190H42ZM49 191V190H48ZM50 191H53V190H50ZM45 193H46V191H44ZM19 193H20V191H19ZM18 193V194H19ZM23 193V192H22ZM50 193V192H49ZM54 193V192H53ZM58 193V192H57ZM48 194V193H47ZM45 195V194H44ZM50 195H52V194H50ZM15 197V196H14ZM40 197V196H39ZM222 197V196H221ZM37 198V197H36ZM37 200V199H36ZM34 201V200H33ZM32 201V202H33ZM37 201H39V200H37ZM37 201H35V202H37ZM150 201V200H149ZM187 200L185 199V202H186ZM183 202V201H182ZM203 202V201H202ZM147 203H149V202H147ZM146 203V204H147ZM184 203V202H183ZM205 204V203H204ZM239 204H240V202H239ZM34 205V204H33ZM148 206V205H147ZM181 208V207H180ZM43 210V209H42ZM176 210V209H175ZM45 211V210H44ZM43 211H41V210H39L38 211V213H35L34 215H32L33 216V218H35V217H37V216H41V213H42ZM175 212H177V211H175ZM42 214H44V213H42ZM46 214V213H45ZM43 216V215H42ZM45 216V215H44ZM234 216H235V214H234ZM48 217V216H47ZM188 217V216H187ZM41 218H44L45 219V217H41ZM188 219V218H187ZM187 219H184V220H187ZM42 220V219H41ZM17 221V220H16ZM181 220H179V221H177V220H175L174 219V225L176 224L177 226H179V224H177V223H179ZM218 221V220H217ZM182 222H183V220H182ZM187 222V221H186ZM192 222H194V221H192ZM173 223V222H172ZM189 224V223H188ZM173 225V224H172ZM180 225H181V223H180ZM190 225V224H189ZM219 226V225H218ZM231 226V225H230ZM168 227H170V226H168ZM190 227V226H189ZM215 228V227H214ZM221 228H223V227H221ZM226 228V227H225ZM231 228H233V226L231 227ZM172 229V228H171ZM55 230V229H54ZM222 230V229H221ZM224 230H226V229H224ZM23 231H24V229H23ZM38 231V233H40V235H38V237H42V238H44V239H46L47 240V234H46V231L43 229V227H39V230H36L35 228L34 229H31L30 230V232L32 233V235H36V233L35 232H37ZM184 231H185V229H184ZM186 232V231H185ZM230 232V231H229ZM228 233V232H227ZM184 234H186V233H184ZM37 236V235H36ZM178 236H180L179 234H178ZM35 237V236H34ZM37 237V238H38ZM78 237V236H77ZM179 238V237H178ZM34 240H36L35 238H34ZM34 240H32L31 241V244H27V245H33L34 247L33 248H30V249H28V250H34V251H36V249L37 248H42V247H45L44 246V244H45V242H47L46 240H44V241H42L41 239H40V241H38V240H36L35 242H34ZM58 239H56V237L55 236H51V237H49V239H48V241H51L52 242V244L50 245V247H54L56 244H57V241ZM205 240H209V238H205ZM211 241V240H210ZM23 242V241H22ZM49 243V242H48ZM77 243V242H76ZM20 244H22L21 242H20ZM23 244H25V242H23ZM21 246V245H20ZM30 247V246H29ZM27 248V247H26ZM78 248V247H77ZM75 249V248H74ZM51 250H52V248L50 249V250H48L47 252H45V253H47V254H44L43 256H39L38 257V255L35 257V259L34 260H32L30 263H28V264H46V260L49 258V255L50 254H53V252L51 253ZM79 250V249H78ZM72 251H74V250H72ZM218 251H219V249L218 250H216L213 254H206V255H204V257H205V259H207L209 256H215L217 253H218ZM77 252V251H76ZM36 253V252H35ZM70 257V256H69ZM72 257V256H71ZM30 258V257H29ZM61 258V257H60ZM59 257H58V259H56L55 257H52L51 258V260L53 261V264H61L60 262H61V259H60ZM48 261V260H47ZM16 262V261H15ZM20 264H23V263H20Z\"/></svg>",
	"mask_w": 264,
	"mask_h": 264
}]
</instances>
